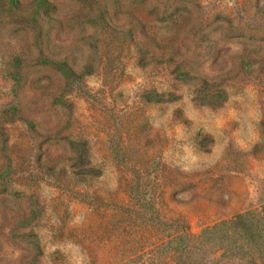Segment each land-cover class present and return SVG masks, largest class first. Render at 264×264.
<instances>
[{"label": "rangeland", "instance_id": "1", "mask_svg": "<svg viewBox=\"0 0 264 264\" xmlns=\"http://www.w3.org/2000/svg\"><path fill=\"white\" fill-rule=\"evenodd\" d=\"M46 1L0 0V264H151L133 176L264 234V0Z\"/></svg>", "mask_w": 264, "mask_h": 264}, {"label": "trees", "instance_id": "2", "mask_svg": "<svg viewBox=\"0 0 264 264\" xmlns=\"http://www.w3.org/2000/svg\"><path fill=\"white\" fill-rule=\"evenodd\" d=\"M36 1L41 9L50 7L46 0ZM133 181H136V176L130 180L135 214L142 218L150 230L162 227L166 231L160 241L151 239L150 248H157L150 255L151 264H158V261L160 264H229L234 257L244 261L242 264H264V234L260 220L249 221L248 214L238 213L206 226L198 234L192 233L187 226L181 228L159 224L156 222L157 209L151 191L141 188L139 177L138 183L133 184ZM159 249L162 250L161 256L157 255ZM140 255L135 253L130 259ZM206 255L210 259L205 262Z\"/></svg>", "mask_w": 264, "mask_h": 264}]
</instances>
